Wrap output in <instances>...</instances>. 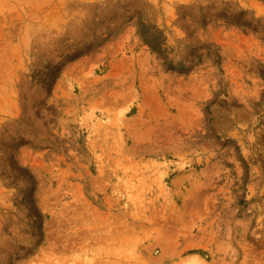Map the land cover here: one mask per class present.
<instances>
[{"label":"rangeland","instance_id":"374dc122","mask_svg":"<svg viewBox=\"0 0 264 264\" xmlns=\"http://www.w3.org/2000/svg\"><path fill=\"white\" fill-rule=\"evenodd\" d=\"M0 264H264V0H0Z\"/></svg>","mask_w":264,"mask_h":264},{"label":"bare ground","instance_id":"6f19581e","mask_svg":"<svg viewBox=\"0 0 264 264\" xmlns=\"http://www.w3.org/2000/svg\"><path fill=\"white\" fill-rule=\"evenodd\" d=\"M127 193H128V192H127ZM126 199H127V200H131V201H133V203L135 202V201H134V198H133V195L130 194V193L127 194Z\"/></svg>","mask_w":264,"mask_h":264}]
</instances>
